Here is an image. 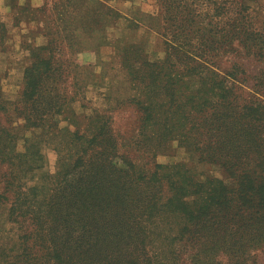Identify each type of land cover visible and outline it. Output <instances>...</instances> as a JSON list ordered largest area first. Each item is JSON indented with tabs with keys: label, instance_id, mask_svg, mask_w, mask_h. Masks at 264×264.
<instances>
[{
	"label": "trees",
	"instance_id": "1",
	"mask_svg": "<svg viewBox=\"0 0 264 264\" xmlns=\"http://www.w3.org/2000/svg\"><path fill=\"white\" fill-rule=\"evenodd\" d=\"M156 3L164 58L152 60L138 41L120 51L133 95L119 101L139 113L129 140L108 114L74 108L87 84L68 49L86 46L63 41L61 12L54 30L60 39L29 48L17 100L0 92V205H8L17 230L14 242L0 248V264H259L264 0ZM115 15L94 3V31L103 33L105 19ZM154 17L144 18L149 24ZM5 37L0 21V46ZM253 60L260 68L251 75L245 64ZM14 114L31 134L14 132ZM48 139L56 169L30 184ZM173 145L187 157L158 162Z\"/></svg>",
	"mask_w": 264,
	"mask_h": 264
},
{
	"label": "rangeland",
	"instance_id": "2",
	"mask_svg": "<svg viewBox=\"0 0 264 264\" xmlns=\"http://www.w3.org/2000/svg\"><path fill=\"white\" fill-rule=\"evenodd\" d=\"M98 1L117 12L114 17L105 19L103 33L94 31V3ZM44 6H47L45 12L38 10ZM59 12L67 23L65 31H61L63 41L68 44L76 39L83 40L82 44L86 46L80 52L76 44L68 49L67 56L78 66H83L81 78L87 84L80 88L81 93L77 95L78 101L74 102V108L84 115H94V110L108 114L118 133L129 140L137 132L139 113L131 103L119 101L121 98L127 100L133 95L129 82L125 80L120 54L129 42L138 41L152 60L164 58L163 22L158 15L156 0H0V21L6 27V37L0 46V92L8 101L14 103L19 97L29 48L46 44L48 38L60 39L54 33L56 26L60 24ZM148 14L155 16L149 24L144 18ZM261 14L264 15V8ZM137 21L139 26L133 28ZM84 22L85 31L81 26ZM245 65L251 75L256 74L260 68V64L254 60ZM76 69L72 68L73 71ZM109 96L111 99L108 100ZM11 120L14 121L12 128L19 136L25 132L31 134L21 128L23 121L15 114L11 116ZM65 123L62 121L61 124ZM47 141L40 143L43 161L40 168L34 171L30 184L39 182L43 175L56 169L57 152L51 143L54 139ZM22 144L23 140L19 139V150L22 149ZM186 157L183 148L173 145L166 153L159 154L156 160L169 163ZM199 168L223 176L220 171L207 165ZM16 235L17 230L9 219V207L1 204L0 248L10 246ZM258 260L259 264H264V255L259 254Z\"/></svg>",
	"mask_w": 264,
	"mask_h": 264
}]
</instances>
